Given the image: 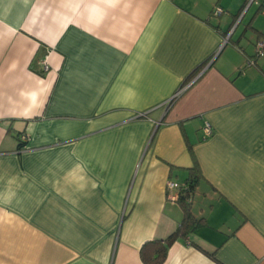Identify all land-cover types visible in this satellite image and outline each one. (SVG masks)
I'll return each mask as SVG.
<instances>
[{
	"label": "crops",
	"instance_id": "0c3cea01",
	"mask_svg": "<svg viewBox=\"0 0 264 264\" xmlns=\"http://www.w3.org/2000/svg\"><path fill=\"white\" fill-rule=\"evenodd\" d=\"M258 17L264 0H0V264H144L194 165L199 221L162 264H264Z\"/></svg>",
	"mask_w": 264,
	"mask_h": 264
},
{
	"label": "trees",
	"instance_id": "16d2710c",
	"mask_svg": "<svg viewBox=\"0 0 264 264\" xmlns=\"http://www.w3.org/2000/svg\"><path fill=\"white\" fill-rule=\"evenodd\" d=\"M254 57H262L254 54ZM203 65L198 66L189 76L188 80L195 76ZM190 152L192 153L191 149ZM200 177L199 169L196 165L191 168V173L188 179L184 182L188 187L185 193L180 197L178 203L183 209V217L176 227V229L164 239H157L144 242L140 248V259L144 264H162L166 259L170 245L177 239H185L188 234L198 223L190 210L191 202H189V195H193L194 187Z\"/></svg>",
	"mask_w": 264,
	"mask_h": 264
},
{
	"label": "built area",
	"instance_id": "2783aa9c",
	"mask_svg": "<svg viewBox=\"0 0 264 264\" xmlns=\"http://www.w3.org/2000/svg\"><path fill=\"white\" fill-rule=\"evenodd\" d=\"M224 10L222 8H220L219 6H215L212 10V14L213 15H219L221 13H223ZM226 42V39L224 40V43ZM254 51L255 54L257 56H264V41H256L255 45H254ZM245 64L247 66L254 64V60L252 58H247L245 60ZM186 86V85H185ZM185 86L180 87L176 93L174 94V96L172 97V100L175 99V97H177L185 88ZM168 101L167 104L169 105L171 103V101ZM204 136H209L212 133V129L211 126L208 122H204L203 127H202ZM26 137H21V140L24 141ZM187 185L184 183H179L176 182L174 180H168L166 182L165 185V189H166V199L168 201L171 202H177L179 201L180 197L185 193L186 189H187ZM192 197L193 195H189V202L192 201Z\"/></svg>",
	"mask_w": 264,
	"mask_h": 264
},
{
	"label": "rangeland",
	"instance_id": "374dc122",
	"mask_svg": "<svg viewBox=\"0 0 264 264\" xmlns=\"http://www.w3.org/2000/svg\"><path fill=\"white\" fill-rule=\"evenodd\" d=\"M254 24L255 25H264V17H258ZM258 39H259V41H264V37H261V38H258Z\"/></svg>",
	"mask_w": 264,
	"mask_h": 264
}]
</instances>
